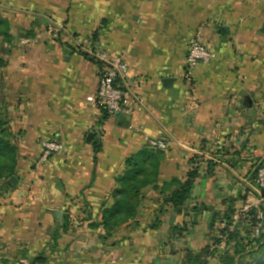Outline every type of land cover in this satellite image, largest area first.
<instances>
[{
	"label": "crops",
	"instance_id": "crops-1",
	"mask_svg": "<svg viewBox=\"0 0 264 264\" xmlns=\"http://www.w3.org/2000/svg\"><path fill=\"white\" fill-rule=\"evenodd\" d=\"M0 18L11 34L0 37L10 46L0 54V101L18 151L15 186L12 176L0 184V239L26 232L46 258L76 264L96 249L114 264H183L187 251L215 245L264 156V0H0ZM199 35L216 58L190 67ZM96 46L128 63V84L141 97L134 115H109L89 100L101 74ZM53 139L63 150L41 161L42 143ZM151 149L163 155L157 188H143L136 217L104 249L103 229L92 224L114 203L126 160ZM194 168L200 176L185 203H165L176 189L168 183ZM64 215L75 229L55 239Z\"/></svg>",
	"mask_w": 264,
	"mask_h": 264
},
{
	"label": "trees",
	"instance_id": "trees-1",
	"mask_svg": "<svg viewBox=\"0 0 264 264\" xmlns=\"http://www.w3.org/2000/svg\"><path fill=\"white\" fill-rule=\"evenodd\" d=\"M0 37L8 42L11 39L10 24L7 20L1 18ZM4 65L5 61L0 58V67ZM94 151L96 155L99 151V145L95 146ZM17 157V147L12 141L10 131L9 112L5 104L0 101V184L3 180L16 175L15 168ZM162 158L163 155L160 151L151 149L142 151L126 160V169L116 181L117 187L113 192L114 203L110 207H106L104 204L102 207L101 222L92 224V227H102L104 232L102 237L104 239H109L123 224L136 217L143 188L149 185H153L154 188H157L156 183L159 163ZM214 166L215 164L210 162V167L213 168ZM199 176L200 173L198 169L194 168L187 172L184 181L173 179L171 183L168 184L176 186V189L165 198V203H170L175 208L182 206L191 194L195 179ZM232 217L233 212L228 216L227 224L222 229V235L227 236V244L234 240L238 234L236 229L233 231L230 230ZM70 229L71 217L69 215H64L63 222L55 231V234L59 233V231L68 233ZM55 234L53 237L56 239L57 236ZM254 240L257 246L256 249L252 248V251H248L246 246L241 248L240 244L236 242L232 252L228 249L219 255V264H251L244 260L245 252L255 259V264H264V231ZM220 242H222V238L216 240L214 244L218 245ZM208 250H206L205 253ZM202 255L193 256L189 254V258L193 256L194 260L197 262L202 259ZM257 255H259V258L256 257ZM46 260L45 255H37L31 264H43Z\"/></svg>",
	"mask_w": 264,
	"mask_h": 264
},
{
	"label": "built area",
	"instance_id": "built-area-1",
	"mask_svg": "<svg viewBox=\"0 0 264 264\" xmlns=\"http://www.w3.org/2000/svg\"><path fill=\"white\" fill-rule=\"evenodd\" d=\"M94 56L101 65V74L96 94L89 97V100L96 101L109 115H134L135 105L141 97L130 89L127 80L129 65L126 60L121 56L113 57L105 48L97 46ZM215 58V52L203 42L200 35L191 41L187 56L188 66L207 65ZM148 145L155 149L166 148V144L158 140H151ZM62 150L60 141L56 139L44 141L41 161H46L53 153ZM254 188L256 198L251 200L250 204L243 206L240 211L235 212L230 230L233 231L243 217L246 225L251 226L252 235L258 237L264 227V156L262 164L256 170Z\"/></svg>",
	"mask_w": 264,
	"mask_h": 264
},
{
	"label": "rangeland",
	"instance_id": "rangeland-1",
	"mask_svg": "<svg viewBox=\"0 0 264 264\" xmlns=\"http://www.w3.org/2000/svg\"><path fill=\"white\" fill-rule=\"evenodd\" d=\"M47 28H49V25H47ZM62 26L59 25H54L52 27V32L55 33H59L61 30ZM4 47H6L7 49H10V46L7 45H3L0 43V54L3 55V57H5V53H4ZM262 158H258L257 163L255 165V168L257 170V168L262 164ZM258 166V167H257ZM255 170V173H256ZM251 173V180H253L252 184L255 187V173L254 170L250 171ZM250 193L247 195H245V193L243 194L245 196V198H243V201L240 203V205L238 207H236L235 209H233V215L235 214V212L238 210L240 211L242 209L243 206L250 204L251 200H253L254 198H256L257 194L255 191V188L253 189H249ZM73 221V220H72ZM233 221V218H232ZM95 223V222H94ZM75 223H72L71 225V230L75 229ZM236 229V232L238 233L237 236L235 237L234 240H232L229 244H227V236L222 235V231L223 230H218L217 232H215L214 236L212 237V240L215 241L218 239L222 238V242H220L216 247L211 246L210 248H205L203 249V251L201 252L202 255V259L200 261H195L193 256L191 258H189V254L187 251V255L185 257V260L183 262V264H219V255L225 251V250H230L231 252L233 251V246L235 245V243H239L241 248L243 247H247L248 251H252V248H257L256 246V242L254 239H256V237H254V235H252V228L249 225H246V221L243 217H241V220L239 222V224L234 228ZM263 231H264V227H263ZM262 231V232H263ZM22 234V238L21 239H0V264H31L32 261L35 259V257L37 255H45L48 256L47 253V249L46 246L44 247L43 245L40 246H34L33 241L32 240L33 236L29 235L28 233H21ZM35 234V233H34ZM55 234V231H53L52 235ZM104 234V232H97L96 236L99 240H101L105 247L104 249H108L109 251H112V247L114 244H117L116 242L119 240L120 238V234H121V228H119L116 232H114L112 234V236L109 239H104L102 237V235ZM56 236L59 235V233L55 234ZM57 239V238H56ZM212 243V242H211ZM209 249V250H208ZM65 250L67 251H72L71 249L69 250V248L67 247ZM208 250L206 253L205 251ZM99 250L96 249V253H94V256H92V259L88 260L87 264H114L115 262H111L112 257L108 260H103V259H98L99 257L101 258L102 256L99 255L98 252ZM56 252V251H54ZM245 261H248L249 263H253L255 264V259H253L250 255L247 254V252H245L244 254ZM55 257V258H54ZM74 256H64V260L61 262H58L56 258V256H51L46 258V262L43 264H76L77 261L75 258H73ZM256 257L259 258V255H257ZM115 259V258H113ZM143 260H141V262H139V264H159V260L158 257L156 258H141ZM61 260V258L59 259ZM113 261V260H112Z\"/></svg>",
	"mask_w": 264,
	"mask_h": 264
},
{
	"label": "water",
	"instance_id": "water-1",
	"mask_svg": "<svg viewBox=\"0 0 264 264\" xmlns=\"http://www.w3.org/2000/svg\"><path fill=\"white\" fill-rule=\"evenodd\" d=\"M172 82V79L171 78H167V79H164V84H168V83H171ZM17 181V178L15 176H12L10 179H9V182L15 186V182ZM263 194H264V190H263Z\"/></svg>",
	"mask_w": 264,
	"mask_h": 264
}]
</instances>
